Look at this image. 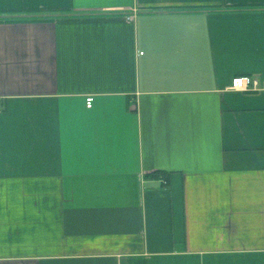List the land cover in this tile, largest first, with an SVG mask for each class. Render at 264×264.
<instances>
[{"label": "crops", "instance_id": "obj_1", "mask_svg": "<svg viewBox=\"0 0 264 264\" xmlns=\"http://www.w3.org/2000/svg\"><path fill=\"white\" fill-rule=\"evenodd\" d=\"M0 264H264V0H0Z\"/></svg>", "mask_w": 264, "mask_h": 264}, {"label": "built area", "instance_id": "obj_2", "mask_svg": "<svg viewBox=\"0 0 264 264\" xmlns=\"http://www.w3.org/2000/svg\"><path fill=\"white\" fill-rule=\"evenodd\" d=\"M258 82L251 77H235L230 81V90L236 92L256 91ZM165 183V182H164Z\"/></svg>", "mask_w": 264, "mask_h": 264}]
</instances>
